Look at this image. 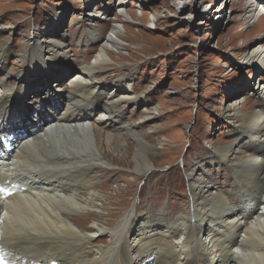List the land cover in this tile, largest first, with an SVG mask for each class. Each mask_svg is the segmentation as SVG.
Returning <instances> with one entry per match:
<instances>
[{"label":"bare ground","instance_id":"bare-ground-1","mask_svg":"<svg viewBox=\"0 0 264 264\" xmlns=\"http://www.w3.org/2000/svg\"><path fill=\"white\" fill-rule=\"evenodd\" d=\"M238 3L264 33V0H224L219 11ZM186 7L176 4L179 11ZM134 15L122 2L83 9L76 16L83 43L95 45L74 58L78 64L66 76L51 66L69 59V40L47 28L30 36L34 45L16 54L17 68L0 80V132L14 117L9 131L28 133L0 164V264H264V41L248 43L240 61L259 71L258 81L249 91L240 84L220 107L234 137L210 144L201 159H184L189 195L183 203L176 202L175 188L162 205L160 195L145 196L147 187L132 203L125 195H136L134 182L110 187L127 177L149 181L156 157L170 149L159 151L164 129L152 126L162 110L147 104L148 90L134 91L131 68L120 65L123 42H134L128 36ZM95 17L107 19L102 30L90 25ZM152 18L151 26L158 15ZM59 19L56 13L53 21ZM9 50V41L0 44V61ZM30 70L35 91L25 83ZM251 94L259 99L246 107ZM138 107L139 122L126 117ZM27 109L31 122L21 118ZM170 140L180 141V154L183 134ZM208 163L226 171L225 181ZM11 184L27 190L12 194Z\"/></svg>","mask_w":264,"mask_h":264},{"label":"rangeland","instance_id":"rangeland-1","mask_svg":"<svg viewBox=\"0 0 264 264\" xmlns=\"http://www.w3.org/2000/svg\"><path fill=\"white\" fill-rule=\"evenodd\" d=\"M180 1L187 6L183 11L176 8ZM117 2H122L128 11H135L136 18L130 24L131 31H128L134 42H123L126 49L120 51L124 56L120 65L131 68L134 91L141 93L148 90L147 104L162 110L152 126H160L165 131L160 135L165 143L160 145L159 151L170 149L156 157L158 165L149 181L121 178L119 186L110 188L127 189L128 181H131L134 182L133 193L136 195L129 192L125 196L132 203H139L138 194L147 187L145 196L160 195L162 205L168 204L167 194L175 188L178 193L176 202L182 204V200L189 195L188 186L185 185V189L183 185L184 159H201L207 146L227 142L234 137L235 128L223 121L220 107L226 96L240 84L249 91L258 81L259 71L240 61L245 46L264 41V33L257 21L248 19L244 14L243 3L231 5L225 13L219 11L224 0H0V44L6 41L10 44L8 54L0 61V80L9 77L10 72L17 68L16 54L27 44L34 45L33 41L29 42L30 36L47 28L59 29L69 40V59L51 66L55 75L66 76L67 69L78 64L74 58H83L95 45L83 43L84 34L78 28L77 13L93 9L101 3L115 5ZM191 12L194 13L192 16L189 15ZM56 13L60 14L57 23L53 21ZM153 14H157L158 19L151 26ZM93 21L96 25H90L102 30L107 19L95 17ZM116 57L120 58V55L117 53ZM29 72L25 83L30 84L36 77L31 70ZM59 85L54 88L59 90ZM30 87L33 91L38 89L34 84ZM251 97L246 107L254 105L259 99L253 94ZM27 101L30 103L32 100L28 98ZM140 114L141 107H138L133 113L128 112L126 117L139 122ZM32 115V111L27 109L21 118L28 116L26 120L31 122ZM143 126L148 129L149 122L143 123ZM180 133L184 137V147L179 154L175 150L179 148L180 141H173L172 144L169 141L171 136L179 138ZM206 168L213 170L217 166L208 163ZM215 172L221 182L225 181L226 171L216 169Z\"/></svg>","mask_w":264,"mask_h":264}]
</instances>
